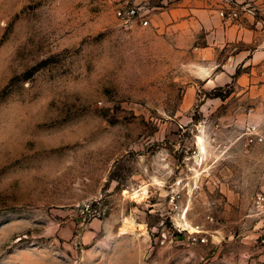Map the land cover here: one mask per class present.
Instances as JSON below:
<instances>
[{
  "label": "rangeland",
  "instance_id": "rangeland-1",
  "mask_svg": "<svg viewBox=\"0 0 264 264\" xmlns=\"http://www.w3.org/2000/svg\"><path fill=\"white\" fill-rule=\"evenodd\" d=\"M172 1L0 0V264H264V59Z\"/></svg>",
  "mask_w": 264,
  "mask_h": 264
},
{
  "label": "crops",
  "instance_id": "crops-1",
  "mask_svg": "<svg viewBox=\"0 0 264 264\" xmlns=\"http://www.w3.org/2000/svg\"><path fill=\"white\" fill-rule=\"evenodd\" d=\"M231 4L240 6L236 19L219 13ZM172 5L179 11L188 12L200 26L212 30L216 34L213 43L236 42V49L220 63L225 71H230L231 60L235 59L237 66L250 63L254 72L264 59V0H173Z\"/></svg>",
  "mask_w": 264,
  "mask_h": 264
},
{
  "label": "built area",
  "instance_id": "built-area-1",
  "mask_svg": "<svg viewBox=\"0 0 264 264\" xmlns=\"http://www.w3.org/2000/svg\"><path fill=\"white\" fill-rule=\"evenodd\" d=\"M239 10L240 8L237 4H231L226 9H221L219 13L223 17L235 19L239 16ZM114 13L123 22L138 23L140 26H146L148 24V18L144 8L135 3H125L117 6ZM248 139L249 141H253L254 136H250ZM254 202L257 207H262L264 205V192L258 191L255 194Z\"/></svg>",
  "mask_w": 264,
  "mask_h": 264
}]
</instances>
